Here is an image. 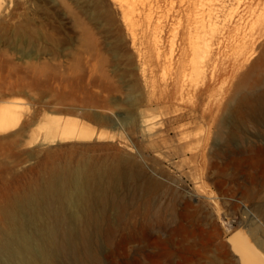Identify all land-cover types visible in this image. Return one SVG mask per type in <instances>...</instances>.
Listing matches in <instances>:
<instances>
[{"label":"rangeland","instance_id":"1","mask_svg":"<svg viewBox=\"0 0 264 264\" xmlns=\"http://www.w3.org/2000/svg\"><path fill=\"white\" fill-rule=\"evenodd\" d=\"M203 17L221 23L197 31ZM263 18L264 0H153L138 26L115 0H3L0 107L20 100L40 126L52 114L102 138L42 143L40 126L0 133V230L10 197L40 184L53 164L90 158L116 166L120 180L105 204L90 207L99 221L69 219L71 208L52 218L61 241L74 230L71 245L56 250L58 264H242L229 238L245 232L255 243L250 230L264 233ZM197 34L216 55L193 51ZM95 67L103 88L89 83ZM248 74L257 86L238 92ZM174 79L212 86L208 111L232 113L223 135L195 111V95L164 104L161 84Z\"/></svg>","mask_w":264,"mask_h":264},{"label":"bare ground","instance_id":"2","mask_svg":"<svg viewBox=\"0 0 264 264\" xmlns=\"http://www.w3.org/2000/svg\"><path fill=\"white\" fill-rule=\"evenodd\" d=\"M115 1L121 8L123 14L129 20L130 24L133 26H138L142 22L143 11H145L147 5L151 4L153 0ZM2 6L3 0H0V8H2ZM247 21L248 20L245 21V24ZM209 23L210 26L213 27L217 24L219 25V23L221 22L219 21L218 23V21L214 18L206 21V19L203 17V19L201 20H196L195 29L197 31L204 30L205 27L209 25ZM260 26L262 29H264V18L262 19ZM200 27H202L203 29H200ZM236 27H238V25L235 26V28ZM158 40L159 39H157V41L155 42L156 45L159 44ZM191 43L193 44V51L195 52L196 50H199V55L210 57L217 54L215 49L211 48V45H209L208 42H204V39L200 34H197L195 36L194 41L191 40L190 44ZM186 52L188 53V51ZM239 52H241V50ZM77 67L76 69L79 72L80 69H78ZM79 67H81V71H83L82 66L79 65ZM100 71L101 69L98 70L95 67L94 70L91 71L88 75V80L90 84L103 88L104 83H102V79L104 77V73ZM259 71H261L260 74L264 75V63L259 68ZM76 73L77 72H75V74ZM80 73L82 74V72ZM85 76L87 77V75ZM61 77L62 80H64L63 76ZM80 78H82V76ZM57 82L59 83V81ZM149 83L148 85L150 86ZM157 83H159V81ZM157 83L156 85H154L159 88ZM161 85V92L163 93L162 99L164 101V104L173 103L175 105H181V103L185 102L187 98L189 99L190 96L192 97L195 95L198 99L195 111H202V118L205 119V121H211L213 122V124H218V136L223 135V128L225 126H228L229 115H232V113L229 112L230 114L227 115L228 117L220 118L219 114H215L212 111H208V109L206 108L205 97L207 95L209 96V92L212 89V86L210 84L208 85L207 83H205L199 88H196L193 86V84L191 85L186 83L185 80L183 82L180 79H174L172 81L166 80ZM256 86V82L254 84L252 82L251 75L248 74L246 78L240 81L237 89L238 92H244L246 90L247 93H251L252 91H254ZM155 89L154 91L157 90ZM64 95L66 96L67 94L65 93ZM249 97L250 96L247 95L244 98L247 99ZM59 98L61 99H58L57 102L64 105L63 102L66 99L62 95H60ZM70 99L76 102L77 104L76 99ZM70 99L68 101H70ZM81 102L84 103V101ZM54 108L56 107L54 106ZM74 110H76L74 109V107H63L58 108L57 111L73 113ZM37 117L38 112L36 110H30L28 114L25 112L23 101L15 100L5 103L3 106L0 107V133H6L17 130L16 133L23 134L31 126H40L41 122L36 121ZM180 117L181 116L177 117V119H179ZM94 118L97 121L105 120V118L97 115H94ZM125 120L135 121V118L133 117V115H128L127 117H125ZM40 127L45 131V134L42 136V143H58L73 140L85 142L92 140L93 138H96V140H100L102 138V134H95V132L90 127L78 120L68 118L62 120L59 118H54L52 114H50V116H47L46 121L41 124ZM36 141L37 139H35V142ZM48 157H51L50 153H48ZM118 171H120V169L118 170L116 166H108L105 163L98 164L90 158H87L77 166H72L70 164L62 166L58 164H53L46 170L40 184L31 185L23 193L15 194L10 197L7 200V204L4 206V210L2 211V218L4 221L0 230V264H58L56 250L58 249V251L61 252L63 250H66L71 245L72 238L74 237V230L68 228L65 231L66 241H61L57 236V231L55 229L56 227L55 224L52 222V218H55L56 216H61L62 214H64L63 211L71 208L74 210V212L70 217H68L69 219L80 221L83 219V217H85L93 221L95 220V222L99 221V215L95 216L92 212L93 209L91 210L90 207H92L95 203L96 205H103V203L105 204L107 202V200L109 199L107 195L108 191L110 189H114L113 187H115V185L120 180L121 175ZM106 176L108 177L106 181L107 185H104L102 187L99 186L102 184V179ZM94 185L97 186L93 187ZM250 232H252V239H254L256 244L251 242V245V243L248 242L249 240H246V238L248 237L245 238V236L247 235L245 232H237L231 238H229L233 251L239 254V260L242 264H264V258L262 257L264 256V254L262 255L258 253L259 249L264 251V233H261L258 229H256V226L252 231L250 230ZM243 233L246 235L244 236ZM81 236L84 235L81 234ZM254 244L255 246L257 245L259 249H255L253 247Z\"/></svg>","mask_w":264,"mask_h":264}]
</instances>
